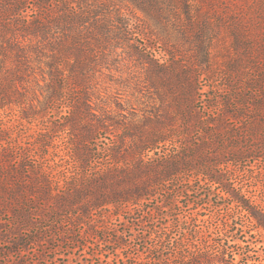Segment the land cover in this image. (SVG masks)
Here are the masks:
<instances>
[{
  "label": "trees",
  "instance_id": "16d2710c",
  "mask_svg": "<svg viewBox=\"0 0 264 264\" xmlns=\"http://www.w3.org/2000/svg\"><path fill=\"white\" fill-rule=\"evenodd\" d=\"M222 35L228 48L218 45ZM219 52V80L203 90L200 77L214 76ZM137 68L157 95L151 109L127 110L119 100L121 76ZM15 108L20 124L39 128L14 136L0 120V238L21 245L0 254V264H25L8 257L47 239L43 231L27 239L22 225L31 232L51 218L72 250L90 249L79 264H134L129 239L137 235L112 217L126 225L161 192L162 204L139 218L148 225L168 209L164 226L151 224L144 237L152 240L141 264H264V240L253 247L230 214L213 236L196 217L171 214L184 196L172 185L208 180L216 189H185L200 195L194 204L219 189L264 232V209L235 184L236 170H217L264 159V0H0V113ZM173 227L193 239L158 251Z\"/></svg>",
  "mask_w": 264,
  "mask_h": 264
},
{
  "label": "rangeland",
  "instance_id": "374dc122",
  "mask_svg": "<svg viewBox=\"0 0 264 264\" xmlns=\"http://www.w3.org/2000/svg\"><path fill=\"white\" fill-rule=\"evenodd\" d=\"M138 14L142 15L141 12H138ZM219 39L220 40L218 42V45L228 48L230 39L223 35L219 36ZM155 48L156 49L153 52L155 53L156 58L160 59V61L165 60L167 55L165 54L161 45H157V47ZM224 56L225 52H219L214 56V76L212 75L208 78L204 74H202V76L200 77L201 82H199V85L203 86V90H207L208 84H210L211 82L217 83L216 80H219V77L216 76L220 71L219 65L223 63ZM137 69L138 70L133 73L125 71L121 76L120 80L122 87L119 91V100L123 103L124 107L127 110H129L131 106L136 107L138 110L151 109L154 105L155 100L157 99V95L154 94L153 90L147 85V83L144 82L142 69ZM196 105L197 108L201 109V111L204 110L205 105L203 104L202 100H199ZM18 118L19 113L16 108L12 110H2L0 113L1 122L5 126L11 127L10 132L14 136L20 134L22 137L24 135L22 134V131L33 133L35 130H38V121L34 122L31 125V128H26L25 126L20 124V120ZM195 137H198V135ZM220 144L221 146L223 145L222 142ZM52 151L53 150L49 151L48 156L52 159L56 158V160H58L60 157L56 156V154ZM230 157L233 158L232 154L230 155ZM226 158H228V156ZM59 168L60 167H57V169ZM227 168H229L230 170H236L235 174L233 175L235 179L237 178L235 184H239V186L243 184V191L246 193L247 197H249L250 202L253 203L254 206L264 209V159L259 157H250L246 158L238 165L235 164V162L229 161V163H226L225 166L224 163L218 166L217 170L219 172L227 174ZM199 184L205 185L210 190H214L217 187V184H213L208 180L191 183L189 182L184 185L175 184L171 186L172 194H178L179 191L181 193L184 192V196H180L177 198V200L174 201L176 208L171 212V214L179 217L181 220L187 221H190L192 218L196 217L199 227H201V229L205 232H211L212 236L220 232V229H216V225L221 224L224 217L227 216V214H230V216L234 219V224H236L240 228V236H245V238L249 240V243H251L253 247L257 246V248H259L260 246H262V240H264L263 230H261L260 228H256L255 221H253V219L248 216L247 212L235 207V205L230 201L228 197H226L225 194H218L217 192L219 191V189L216 190L215 195H204L203 198L205 203L202 206L194 204L193 201L195 200V197H199L200 195L193 191H185V189H187L188 187L190 189H195L199 186ZM158 194V199H150L144 205L138 206L134 211L128 214L129 220L126 225L124 223V218L117 220L115 216L112 217L113 219L111 220V224H113V226H116L119 231L127 229L131 230L132 233L137 235L135 239H129V242L132 245V248L130 250L132 251L133 260L135 262L134 264H141L149 254V252H147L146 246H148L147 241H149L150 243L152 239L150 238L146 241L145 238H149L150 236L149 230L151 224H154L153 227L157 226L156 228L160 229L159 226H164V223H166V221L168 220V209L163 207L162 212H164V214L156 216L155 219L152 218V220L148 222V225L139 221V218L143 216L144 220H147L149 216L147 213L149 212V210L152 209L155 205L162 204V200L166 194L164 192ZM107 213L109 212H106L105 214ZM97 216L98 215H96V217ZM5 218L8 219L9 217L6 216ZM54 224L55 219L52 218L41 223L37 222L33 226V228H31V232L26 229L28 228V225H22L25 233L28 234V236H26L27 239L35 238V236H38V233L40 231H43L45 234V237L43 238L47 239V241H43L42 245H30L29 249L24 251L23 256L17 253H11L8 259L12 262L22 261L25 264H37L36 262H39L40 264H79V259L84 258L86 252H91L90 249L88 248L85 250V248L82 249L79 247H75V249L72 250L71 247H74L75 242L68 240L65 241L66 239L61 236V234L56 232L58 230L55 229ZM185 226L187 227V225ZM85 228L87 230L90 229L87 225L85 226ZM4 231L6 232L5 235L7 240H12V238L15 236L12 235L9 231ZM50 231L56 232V236H54V238H51L52 232ZM75 231H77L78 233H82L84 231V228L76 227ZM110 231L112 232L113 230ZM25 233L24 235H26ZM100 234L106 236L111 235L108 232H101ZM151 235V237H156L158 234L156 233V231H153L151 232ZM77 238L80 239L79 236ZM177 239H184L185 241H189L193 238L191 235L186 233L185 230L173 227L169 231V234L167 236V248H161L158 251L166 253L175 248V241ZM20 246L21 245L17 246L10 244L8 241L5 242L0 238L1 256H4L5 254L9 255V251L11 249L14 250L15 248H18ZM70 251H72V253L68 255ZM41 253H43L44 255H42ZM87 256L89 257L90 255ZM112 259L113 257L111 256L107 260ZM2 260L4 261L5 258H3ZM106 263L107 262H105V264Z\"/></svg>",
  "mask_w": 264,
  "mask_h": 264
}]
</instances>
